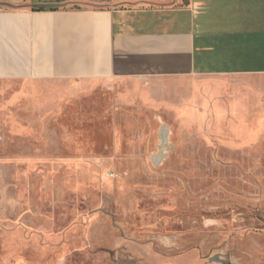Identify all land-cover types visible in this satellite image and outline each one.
I'll return each instance as SVG.
<instances>
[{"label":"rangeland","instance_id":"1","mask_svg":"<svg viewBox=\"0 0 264 264\" xmlns=\"http://www.w3.org/2000/svg\"><path fill=\"white\" fill-rule=\"evenodd\" d=\"M36 88L0 81V264H264V74Z\"/></svg>","mask_w":264,"mask_h":264},{"label":"crops","instance_id":"2","mask_svg":"<svg viewBox=\"0 0 264 264\" xmlns=\"http://www.w3.org/2000/svg\"><path fill=\"white\" fill-rule=\"evenodd\" d=\"M262 74L264 0H0V81L66 87L58 109L162 80Z\"/></svg>","mask_w":264,"mask_h":264}]
</instances>
